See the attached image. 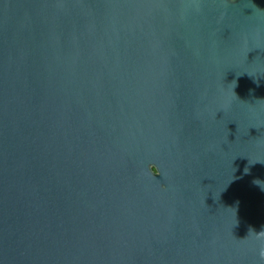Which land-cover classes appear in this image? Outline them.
Here are the masks:
<instances>
[{
  "label": "water",
  "instance_id": "1",
  "mask_svg": "<svg viewBox=\"0 0 264 264\" xmlns=\"http://www.w3.org/2000/svg\"><path fill=\"white\" fill-rule=\"evenodd\" d=\"M0 264H264V0H0Z\"/></svg>",
  "mask_w": 264,
  "mask_h": 264
}]
</instances>
